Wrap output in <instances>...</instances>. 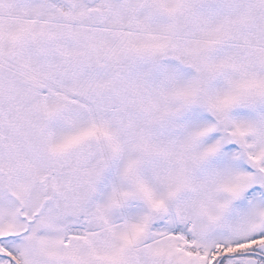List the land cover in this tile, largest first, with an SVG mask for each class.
Returning <instances> with one entry per match:
<instances>
[{
  "label": "snow or ice",
  "instance_id": "obj_1",
  "mask_svg": "<svg viewBox=\"0 0 264 264\" xmlns=\"http://www.w3.org/2000/svg\"><path fill=\"white\" fill-rule=\"evenodd\" d=\"M0 264H264V0H0Z\"/></svg>",
  "mask_w": 264,
  "mask_h": 264
}]
</instances>
